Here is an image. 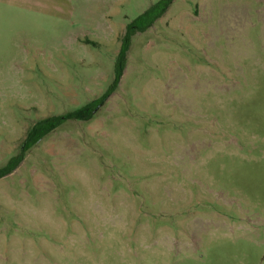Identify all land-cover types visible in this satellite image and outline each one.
<instances>
[{
  "label": "rangeland",
  "instance_id": "rangeland-1",
  "mask_svg": "<svg viewBox=\"0 0 264 264\" xmlns=\"http://www.w3.org/2000/svg\"><path fill=\"white\" fill-rule=\"evenodd\" d=\"M157 0H0V167L98 99ZM0 264H264V0H173L91 119L0 178Z\"/></svg>",
  "mask_w": 264,
  "mask_h": 264
},
{
  "label": "trees",
  "instance_id": "trees-1",
  "mask_svg": "<svg viewBox=\"0 0 264 264\" xmlns=\"http://www.w3.org/2000/svg\"><path fill=\"white\" fill-rule=\"evenodd\" d=\"M173 0H157L143 12L125 25L124 32L120 37V46L113 64V79L105 92L98 98L85 103L83 106L65 112L64 114L51 115L37 120L28 129L25 139L17 154L10 156L6 163L0 167V178L10 173L23 159L25 151L38 140L46 136L52 130L67 120H89L94 114L95 108L116 88L126 65L127 52L132 37L143 32L163 16Z\"/></svg>",
  "mask_w": 264,
  "mask_h": 264
}]
</instances>
